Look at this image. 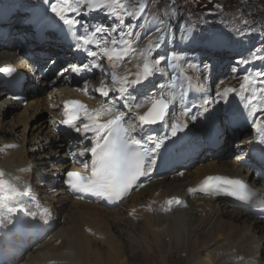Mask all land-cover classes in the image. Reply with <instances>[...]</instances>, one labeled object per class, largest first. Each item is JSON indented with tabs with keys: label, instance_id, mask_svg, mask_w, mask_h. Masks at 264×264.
<instances>
[{
	"label": "bare ground",
	"instance_id": "6f19581e",
	"mask_svg": "<svg viewBox=\"0 0 264 264\" xmlns=\"http://www.w3.org/2000/svg\"><path fill=\"white\" fill-rule=\"evenodd\" d=\"M20 6L25 9L23 5ZM30 10L34 16L31 24H22L23 27H14L7 34V39L0 43V66L7 60L6 57L1 56L2 54H6L9 59L15 58L5 50L8 45L10 48L17 45L16 41H11L16 34L22 31H42L45 27V17H48L51 23L59 27L64 26V23L48 7L32 6ZM0 13L4 14L3 21L7 20L6 13L13 17L16 15V13H13L12 8H6L2 5H0ZM88 21L86 20L85 23L88 24ZM0 29L2 30L3 27ZM58 41L60 42L59 39ZM96 61L97 59L95 58ZM77 62L79 65L84 64L82 60H77ZM138 63L134 62L133 57L131 59L125 58V61L115 68L114 71L118 77L133 75L135 74L134 72L128 73L127 70L130 68L135 71L138 70ZM95 70V68H90L84 73V77H92L97 80L96 86L93 87L86 84L82 86L77 76L65 78L61 75L53 77L49 81L44 80L46 83L44 84L45 96H38L41 94V88L33 89L32 86L27 85L31 91L29 94L30 102L27 106H21L14 101H10L0 90V113L4 116L11 114L13 117L7 122L8 127L11 129L7 130L3 125L4 123H1L0 135L8 138H15L16 135L20 139L19 143L14 141L16 142L13 145L14 150H11L4 158V167L8 171H15L17 167L22 166L21 172L25 173L26 170L23 166L34 165L35 167L34 162H37L36 159L40 154H43L44 157L50 155L48 152L45 153L47 150L59 153V147L56 145L57 137L48 126L49 119L47 117L42 118V115L44 111L49 112V109L58 107L62 100L61 97L65 96L67 90L72 87L79 95L77 97L85 101L89 108L97 109L102 105L115 108V111L110 116L106 115L102 119H110L119 114V112H125V124H136V132L132 135L138 139L147 141L150 138L157 137L158 133L161 134L162 131L164 132L163 135L168 134L170 138L166 141V146L161 148L156 155V165L152 172L148 176L142 177L143 179H139L136 184H142L146 180L151 183L153 180L149 179L150 177L157 179L163 172H166L165 179L160 181L159 184H153L146 190H144L146 185L144 184L139 191L132 193V197L127 202L125 201L120 207L113 210H106L97 204L93 205L73 200L66 195L71 201L69 202L64 197L57 198V202L54 204V206L59 208L57 211L52 207V203L47 196L42 195L45 200L43 201L40 194H38L37 199L41 202L37 201V204L40 205L38 211L42 212L43 209H47V214L41 213L43 220L48 222L45 226H56L58 222L57 215L60 221V217L64 218L65 223L57 228L58 231L50 233L49 239L46 241L42 240V237L49 230L47 232L43 230L32 232L30 234L31 237L35 234L39 236L37 239H33L31 244H29L30 239L27 243L23 240L25 238V230L21 229L18 224L19 217L12 218V223L3 226V228L17 234L14 238V243L18 248L24 247L26 252L33 249L32 252L34 253L30 254L27 264H77L78 262L80 264H134L136 260H147L153 251V241L147 237V233L141 229L140 233L143 237L142 240H138L135 236V230L122 228L135 224L134 218L138 217L144 218V226L152 234L153 240L159 242L160 248L158 251L161 254L165 252V249L161 246V243L165 244V238L170 243L174 242L180 245V238L184 237L188 241L190 238H194L197 241L195 243V245L197 244L196 247L206 243L201 249L204 250L203 255L199 254L194 258L195 264H264V258H259L260 246L261 244L263 245L262 241L264 240V220L254 218L239 203L214 195H206L198 190V186L209 176L240 179L254 184L257 180H260L259 177H255L258 175L254 174V176L252 174L258 166L256 164L253 165V162H251L255 160V158H251L253 156L251 153L255 150L262 151L264 144L258 142L256 131L252 125L254 120H264V108L259 107H264V83L261 84L263 97L260 102L258 101L259 106H257L260 111L254 114L250 113L247 107L238 105L239 100L243 97V93L240 91L236 93L239 98L233 102L232 106L225 107L219 103H211L207 105L210 110L204 112L203 115H199L200 112H203L205 99L193 100L186 95L183 99H180V93L183 90L177 86L175 90L177 100L168 110L165 122L159 127L147 126L141 132L139 122L132 115L127 114L126 110L132 108L133 113L139 112L142 115L146 103H143L139 108H136L135 105L140 104L151 92L157 91L160 86L156 84V81L162 84L161 81L153 76L150 77L147 83L151 82V86L144 84L145 89H147L146 91L142 89L144 92L140 93V101L123 100L124 102L121 103L120 100H115L110 95L108 97L110 100L107 102L97 89L101 88L100 86L105 82V76L110 77V73L97 77ZM128 79L130 78L128 77ZM239 80L240 78L237 81ZM178 83L180 84L181 82L178 81ZM217 84L211 82L210 86L216 87ZM236 86L237 84L234 83L233 87ZM250 88L245 93L252 92ZM32 90H37V97L33 96ZM48 103H50L49 108ZM174 106L181 108V112L177 117L179 120L169 112ZM185 107L191 108V112L188 115H182ZM230 108L235 110L236 117L227 123H218L217 114L225 110L228 112ZM192 114L197 115V120H191ZM185 122H187L188 127L179 131L177 136L171 137L169 132L170 125L175 123L183 125ZM228 125H238V127H243L246 131L252 126L256 134L253 141L255 144L249 145L247 150H245L243 145L245 141L237 146H225L226 142L231 143L233 140L238 139L237 135L240 133L238 130L230 129ZM79 135L70 136L68 140L69 143L79 140L81 145L78 147V151L80 152L84 147H91L90 138L92 133L87 134L89 139H84L80 133ZM219 141H222L223 145L218 150H212V147ZM144 146L149 147V144L145 143ZM165 149L168 151L166 157L164 155ZM232 151H236L235 154L239 155V158L248 156L249 160L244 158L243 160L246 161L242 163L240 162L242 160L239 161L238 159L226 160V157H229ZM87 157L88 154L84 158ZM14 165H17V167L12 169L11 167ZM61 165H63L62 162H60V167ZM185 166H194V169L191 171L188 168L183 171L182 168ZM50 172L47 171L46 174ZM172 173H175L174 177L171 176ZM243 174H250V178L248 179ZM23 179L25 177L21 178V180ZM47 179L45 178L46 181ZM52 179L62 186L61 182L54 176ZM39 182L44 186L41 179ZM192 186L197 187V190L190 192ZM18 187L23 189L25 185L20 183ZM181 197L185 199L182 200ZM175 198H178L181 202L176 203ZM170 199L173 200L171 204L168 203ZM10 226L13 228H10ZM3 228L0 230V235L6 233ZM195 232L197 236H195ZM191 245L193 246V243ZM145 246L144 255L137 253L136 250L145 248ZM4 248L5 245L1 247L0 244V253H2ZM255 249L257 250L255 251ZM177 250L181 251V248ZM192 251L193 247L189 249V252ZM19 257L21 258V255L15 256L14 259ZM172 257L174 258L175 256L172 255ZM75 258L78 260H74ZM160 258L163 263L169 262V256L166 254L160 255ZM205 259L207 262H204ZM4 262L5 264H11L13 261L7 259Z\"/></svg>",
	"mask_w": 264,
	"mask_h": 264
},
{
	"label": "snow or ice",
	"instance_id": "6c2138e0",
	"mask_svg": "<svg viewBox=\"0 0 264 264\" xmlns=\"http://www.w3.org/2000/svg\"><path fill=\"white\" fill-rule=\"evenodd\" d=\"M174 2V0H173ZM87 4V11L104 10L109 15H131L126 8H124L123 0H54L50 4L51 12L54 13L65 25L71 29L73 25L78 24L79 21L71 17L70 14H79L82 6ZM118 9H120L118 11ZM175 11V9H172ZM159 32L160 29L157 28ZM107 33L104 26H98L89 32L79 33L75 39L77 41L76 47L82 49L88 56L95 58L98 55L106 57L107 61L115 69L125 61V58L131 59L135 55V46L132 44L130 37L135 33H123L119 39L113 38L111 40L112 47H101L102 43H107ZM125 37H129L126 39ZM184 38L183 36L181 37ZM194 42L202 43L206 48L213 49L218 46L219 38L212 33L197 34L190 38ZM95 44L99 51L91 50V46ZM159 46V37L155 41H150L147 48L142 49L139 56L142 58V64H138L137 67L141 70L136 72L135 79H128V76L118 77L116 72L111 73L113 83H119L120 87L112 90H106L105 87L97 89L104 97L109 96V92L113 91L118 94L121 100L130 95L129 89H135L138 85H143L145 81H148L150 77L157 74L159 65L162 62L167 63V56H159L154 59H150L153 49ZM179 56L176 52L171 53V60H179ZM95 68H100V63H94L92 65ZM173 68L181 67L182 65L173 63ZM189 68H198L197 65L188 63ZM89 69V64L71 65V72L79 74L81 71ZM163 74V73H161ZM257 75H264L258 73ZM193 77L185 75V80L191 81ZM253 83V78L249 75H245L243 82L240 84L241 93L247 92ZM177 84V76H171L167 85H161L155 92H151L146 96L140 104L135 105L139 108L143 103H150L151 107L144 114L139 112L133 113L132 108L126 110L127 114H130L139 122L141 132L145 127L165 122L166 116L170 106L177 100L176 93L174 91H168L167 97H165V87L174 88ZM235 88H226L223 92H217V96L223 100L229 93H236ZM186 95V92L180 93V99ZM246 100V107L249 108L250 113L260 111L258 109L256 101L259 99L256 95L243 96ZM212 101H206L203 107V112L199 115H203L204 112H208L207 105ZM63 109L65 119L59 121V123L67 126L76 133H80L84 139H89L88 133H92L90 138L91 147H84L79 153V157L83 158L88 153L91 154V174L83 175L77 171H67L65 175V183L73 191L77 193H90L98 198L107 200H120L129 191L133 189L140 177L148 176L152 172L156 165V155L159 150L166 146V141L169 140V135L150 138L145 141L142 139H136L132 134L136 132V124H125L126 113L119 112L110 119H102L106 115H111L115 111L114 107L102 105L100 108H89L84 102L80 100L69 99L63 102ZM191 112V108L185 107L182 115H188ZM191 120H197V115L192 114ZM228 112L222 111L217 114L218 123H226L229 120ZM79 126H78V123ZM55 123V121H54ZM253 128L256 131L257 139L260 144H264V120H254ZM187 122L181 125L175 123L170 125L169 132L171 137L177 136L179 131L183 128H187ZM145 143L149 144V147H145ZM77 155V154H74ZM85 168L89 167L88 161H83ZM197 189H190V191H196ZM200 192L206 195H229L235 197L241 201H249L251 199V193L253 190L244 181L240 179H233L228 177H207L200 185ZM26 196V192L21 191L17 187L16 183L12 180L5 178V173L0 170V226H7L12 223V217L18 212H28V208L23 204H17L20 198ZM176 203L181 201L175 198ZM169 204L173 203V200L168 201ZM39 207V205H37ZM43 214H47V209L42 210ZM30 215H36V213H30Z\"/></svg>",
	"mask_w": 264,
	"mask_h": 264
},
{
	"label": "rangeland",
	"instance_id": "374dc122",
	"mask_svg": "<svg viewBox=\"0 0 264 264\" xmlns=\"http://www.w3.org/2000/svg\"><path fill=\"white\" fill-rule=\"evenodd\" d=\"M156 1L157 0H153L151 2L155 3ZM159 1L161 2V4H164L163 0ZM184 1L190 0H174V2H177V4H174L173 0H165L167 7L173 9L179 8L176 6H179ZM52 2H54V0H0V5L6 8H12L13 13H16V18L14 19L28 22L33 17V14L30 10L32 6L37 5L44 7L45 5L49 4L50 9V4ZM194 2L196 12L186 14V16L188 15L187 20L189 22V27L184 16H180L176 20L171 21L173 24L172 27L170 23L169 26L168 22L163 24L158 20L159 17H157V14L153 13L152 5L149 4L148 0H123L124 8H126L127 11L132 14L120 15L119 18L116 17L113 20L105 21L106 23H119V30H107L106 33L108 36L104 37L107 40V43H103V45L105 47L111 48V40L113 38L119 39L117 35H121L123 33H135V35H132L130 37L132 44L135 46V55H133L132 57L134 58V62L138 63V61H140L138 64H142V58L139 56L140 51L147 48L150 41H155L156 38L159 37V44L161 45L153 49L150 59H154L159 56L168 57L167 63L162 62L159 65L157 74L153 76L156 79L164 80V85H167L171 76L175 75L177 76V82H181L180 84H176V87L178 86L179 89L183 88L188 97H194L195 100L207 99V101H212V103L214 104L219 103L222 104V106L226 107L232 106L233 102L239 98L236 93H239L240 91V84L243 82L244 76L249 75L253 78V83L250 88L252 92L244 93L246 94V96H249V98L252 94L259 97V99L256 101L257 106H259L258 101L260 102V99L263 97L261 84L264 83V75L257 74H264V29H262L261 27L253 28L249 25V21L257 18V22L264 25V0H194ZM20 5H23L25 9L21 8ZM87 7V4L83 5L81 12L79 14L73 13L71 14V17L73 19H75V17H79L78 21L83 22L85 20L84 18L88 16L91 27H93L94 23L100 25L98 23V20L104 16L100 15V13L104 10L101 9L89 12L87 11ZM143 9H145L146 11L142 15ZM119 10L120 9H118V11ZM178 19H180L181 22H178ZM203 22H205L209 26V29H207V27H204L203 30H205L206 33L203 34L212 33L219 38L218 46L213 49H208L202 43L194 42L190 39L191 37L197 35L196 27ZM157 28L160 29L159 32L157 31ZM155 32L159 34L155 35ZM182 36L184 37L183 39L181 38ZM125 38L128 39L129 37ZM195 46H197V48H195ZM172 52H176L180 59L175 62L172 61ZM100 56V58L106 59V57L102 55ZM88 62L90 64V61ZM173 63L182 65L183 72H181V67L173 68L171 66ZM188 63L197 65L198 68H189ZM102 65L105 69V73H107V71L110 72V77L105 76V82L100 87H106V90L119 88V83H112L111 73L114 71V68L108 61L106 63L102 62ZM140 70V68L136 71L130 68L127 70V72L136 73ZM185 75L193 77V79H191V81H187L185 80ZM128 77L130 79H135L134 74H130L128 75ZM239 78L240 80L237 81ZM91 81H93L94 83L90 84L89 86H96V82L94 80ZM211 82H215L218 84L216 85V87H211ZM234 83L237 84L236 87H233ZM217 86L220 87L217 88ZM138 87L139 85L136 86L135 89H129L130 95L123 100H130L131 102H134L138 97ZM176 87H165V97H167L166 94L168 91L175 92ZM226 88H235L237 92L229 93L225 99L221 100L217 96V92H223V90ZM110 95L113 96L115 100H120L121 103L124 102L119 98L118 94L114 93L113 91L109 92V96ZM108 97H106L107 102L110 100ZM239 104L241 106H245L246 100H244L243 98L240 99ZM259 107L264 108L261 106ZM178 110L181 111V108H178ZM234 113V109L232 110V108H230L228 110V114L230 117L229 120L232 118ZM8 115L4 116L0 113V129L2 126L1 123H4L3 125L7 130L11 129L10 127H8L7 122L13 119V117H9ZM178 115L179 113L175 115V118L177 120H179L177 118ZM45 116L46 115L43 114L42 118H45ZM232 127L234 128L230 127V129L238 130L240 132L237 135L238 139L233 140L231 143L226 142L225 146H237L241 143H244L245 141V144L243 145L245 150H247L249 148V145H252L253 141L255 140L254 136L256 134L254 133V129L252 128V126L247 131L242 127L238 128V125L236 127ZM163 133V131L161 132V134L158 133L157 137L162 136ZM246 137H248V139H246ZM0 138L3 139V141L0 140V144H3L6 137L0 135ZM15 138L16 140H18L16 135ZM235 152L236 151H232L229 157H226V160L238 159L239 161L242 160L240 161L241 163L246 161L243 160L244 158H247V160H249L248 157L245 156H241L239 158V155H236ZM251 162L254 163V161ZM188 168L192 171L194 169V166H185L182 168V170L184 171ZM165 174L159 176V178L157 179H153L150 177L149 179L153 180V182L149 183V181H147L145 183L146 185L144 190H146L153 184H159L160 181L165 179ZM171 176L174 177L175 173H172ZM38 179L35 181L37 185L39 181ZM138 187L139 188L137 190L139 191L143 186H141L140 184L138 185ZM37 192L41 193L43 196H47V198L50 195V193L47 192V188L45 186L39 185V190L37 189ZM51 198H53V201H57L56 199L60 197H54L53 195H51ZM183 199L185 198H182V200ZM52 206L56 209V206ZM134 221H136L135 224L124 226L122 228H127L132 231L135 230V236L138 240H142L143 235L140 233L142 229L147 233V237L150 238L151 241H153V251L148 256V259L139 261L136 260L134 264H195L194 258L199 254L203 255L202 253L204 252V250L201 249L204 247V245H206V243H203L199 247H196L197 244L195 245V243L197 241H195L194 238H190V240L188 241L186 238L181 237L179 241L180 245H177L174 242L170 243L168 239L165 238V244L161 243V246L165 249V252L163 254L169 256V262L166 261L163 263L160 258V255L163 254L158 251L160 248L159 242L153 240L154 238L152 234L147 230V227L144 226V218H134ZM64 223L65 219L61 218L58 227H60L61 225L63 226ZM195 236H197L196 232ZM262 242L263 245L261 244L260 246L259 258H264V240ZM191 243H193V246L191 245ZM191 247H193V251L189 252V249ZM180 248L181 251H178L177 249ZM145 249L146 246L145 248H139L136 251L137 253L144 255ZM256 250L257 249H255V251ZM33 253L34 252L23 253V258L21 260H17L15 264H27L29 262L30 254ZM172 255L175 257L173 258ZM75 259L78 260L77 258ZM204 262H207L206 259L204 260ZM77 264H80V262H78Z\"/></svg>",
	"mask_w": 264,
	"mask_h": 264
},
{
	"label": "trees",
	"instance_id": "16d2710c",
	"mask_svg": "<svg viewBox=\"0 0 264 264\" xmlns=\"http://www.w3.org/2000/svg\"><path fill=\"white\" fill-rule=\"evenodd\" d=\"M179 2V1H178ZM174 4H177V2H173ZM179 7L183 10L192 9L195 8V3L193 0L190 1H184L182 4L179 5ZM257 19V18H256Z\"/></svg>",
	"mask_w": 264,
	"mask_h": 264
},
{
	"label": "water",
	"instance_id": "95a60500",
	"mask_svg": "<svg viewBox=\"0 0 264 264\" xmlns=\"http://www.w3.org/2000/svg\"><path fill=\"white\" fill-rule=\"evenodd\" d=\"M150 107H151V106H150ZM150 107H149V108H150ZM149 108H148V109H149ZM148 109L146 110V112L148 111ZM155 125H156V124H155Z\"/></svg>",
	"mask_w": 264,
	"mask_h": 264
}]
</instances>
